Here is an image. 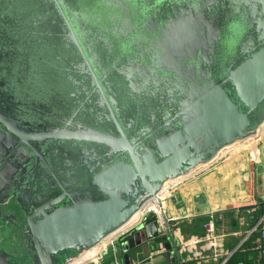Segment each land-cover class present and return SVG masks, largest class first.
<instances>
[{
    "label": "water",
    "instance_id": "obj_1",
    "mask_svg": "<svg viewBox=\"0 0 264 264\" xmlns=\"http://www.w3.org/2000/svg\"><path fill=\"white\" fill-rule=\"evenodd\" d=\"M2 1L0 23L18 13L28 20L19 10L25 5L44 21L55 63L47 68L40 38L5 46L9 28L0 25V93L13 102H1L11 114L0 112V264H68L80 258L127 226L168 181L247 141L264 120V0H181L176 20L164 19L173 6L159 0L154 8H162V27L151 24L160 20L151 17L157 13L149 4L148 21L140 13L142 28L138 21L129 34L119 23L122 49L100 40L115 36L114 27L106 25L128 9L123 0ZM140 29L153 30L160 42L140 46L143 39L133 40ZM131 56L135 68H117ZM63 60L71 67L62 66ZM29 68L36 73L35 88H23L14 77ZM77 71L86 78L77 82ZM62 73L76 81L66 82L67 89L59 82ZM110 77L119 82L110 87ZM78 86L96 88L115 129L34 125L47 117L46 108L52 109L55 100H65ZM112 93L128 107L117 111ZM59 142L98 151L92 157L98 169L72 168L81 163L71 162L67 151L60 153ZM129 237L128 248L151 242L170 251L175 245L170 224L161 225L153 212ZM18 248L29 261L18 256ZM171 258L180 264L177 251ZM124 260L128 263L127 256Z\"/></svg>",
    "mask_w": 264,
    "mask_h": 264
},
{
    "label": "crops",
    "instance_id": "obj_2",
    "mask_svg": "<svg viewBox=\"0 0 264 264\" xmlns=\"http://www.w3.org/2000/svg\"><path fill=\"white\" fill-rule=\"evenodd\" d=\"M253 137V146H247L245 141L226 147L211 162L164 184L163 212L171 220L169 224L175 239L170 251H166L162 243L153 245L151 242L128 248L127 240L132 231L126 240L108 247L99 264L105 262V257L112 258V264H178L171 258L175 251L180 264H215L212 250L201 240L203 224L207 221L213 223L219 236L218 253L233 251L264 212V120ZM248 140L253 142L251 138ZM250 205L256 207L239 211L240 207ZM254 233L257 231L251 233L242 243L241 251L234 254L238 261L255 257L264 264L263 256L249 249L258 236ZM181 241L191 248H181Z\"/></svg>",
    "mask_w": 264,
    "mask_h": 264
},
{
    "label": "flooded vegetation",
    "instance_id": "obj_3",
    "mask_svg": "<svg viewBox=\"0 0 264 264\" xmlns=\"http://www.w3.org/2000/svg\"><path fill=\"white\" fill-rule=\"evenodd\" d=\"M123 1L126 2L125 4L128 5V7H127L128 9L123 11V12H126V15H125V13L123 15V12L119 15V17H117V15H113V21L114 22L110 21L106 25V26H108V24H109V25H112L114 27L115 36L112 38H102L100 40V41H106L107 40L110 43L112 41L111 44H113L114 46L117 44L118 48L120 46L121 49L123 48V45H119V44L123 43V40H124L123 37L124 36L121 33L122 29H120L121 27L119 26V23H122L123 28L125 27V29L126 28L128 29L129 34L134 33L135 28H137L138 21L140 22L141 19L143 18L140 15L141 12L144 13V18H145V20L148 21L149 18L146 16L145 12L147 11L149 4H152V6L154 5L153 7H151L152 9H150L149 11L157 13V15L151 16V17H153V18L159 17V20H160L157 22L156 25H155V20H154L153 21L154 23H151V24H154L153 27L156 29H159V27H162V22L164 21V20L160 19L161 15H158L160 12H162V10H161L162 8H160V12H157L156 9L154 8L155 5L157 3H159V0H123ZM180 1L181 0H162L161 3L165 2L164 7H167L168 5L173 6L170 9L169 8L166 9L167 11H170L171 14H167L166 17L164 16V19H167L169 17H172L174 20L177 19L176 14L179 11V9L177 8V5L180 3ZM0 2L2 3L3 1L0 0ZM12 3H16V2L13 1ZM12 6L16 7V9H17V6H15L13 4H12ZM153 8L155 11H153ZM196 8L197 7H195V9ZM19 10L23 11L27 16L29 15V19L28 20L24 19L23 16L18 13L16 15H13L10 18L11 21L8 20L6 23H3V22L0 23V25H2L4 28H9V31L4 32V39L5 40H3L4 41L3 44L5 46H9V45H12L14 42H24V41L26 42V40L29 41L31 39V36L33 38L32 43H34L35 38H40L39 39L40 43L46 45L44 47L45 53H43V54L46 55V58L48 61L47 62L48 63L47 68L53 69L54 63H55V60L53 57V43L51 45H47V43H49L48 40H50V38H48L49 36H47V33L42 30L41 24H43L44 21H39L37 13L33 12L32 8L28 5H25L22 10L21 9H19ZM226 15H227V12H226ZM137 17H139L140 19ZM47 19H48V17H47ZM101 22H102V19H101ZM111 23H113V24H111ZM163 23H165V22H163ZM143 26H144V24H142L140 22V27L142 28ZM16 27L19 28V30L15 29ZM138 32L139 33H137L133 36V38H134L133 40L139 41L140 39H143L139 44L140 46L144 45L143 43H145L146 46H148L150 43L156 44V43L160 42L159 34H154L153 30H152V32H147V31L142 32V30L140 29ZM103 39H105V40H103ZM96 40L98 41V37L96 38ZM131 40H132V35H131L130 41ZM38 43L39 42L37 41V44ZM94 53H96V51ZM97 54H99V53H97ZM133 56H131L132 58L128 60L129 62L120 61L121 63H118L119 67L117 66V68H121V67H127V69L135 68V65L137 63L135 64V60H132V59H135V57H133ZM43 58L44 57H42V60H43ZM67 61L63 60L62 66L68 65V67H71V62H67ZM136 61H138V60H136ZM62 68H63V71L65 72V70H64L65 67H62ZM68 71H73V70L70 69ZM67 73L70 74V72H67ZM77 73H78V75H75L76 78H78L76 80L77 82H80L86 78L85 76L80 74V71H77ZM64 76H65V74L63 75V73L61 76H59L60 79L62 80V81L59 80V82L62 84V86H61L62 88H66V89L69 88V86L66 84V82L70 85L72 83L76 82V81L74 82L72 80L71 81L67 80L64 78ZM107 82H108V85L110 87H112V85H114L115 83H118L119 81L110 77L107 80ZM156 82H158V80ZM73 89L74 88H71V92L69 93L68 98H65V100H63V101L55 100L56 102L54 103V106L52 109H50L49 107L46 108L45 114H47V117H40V120L42 121V123H38L41 121L33 122L34 125H36V126L48 125L47 127L43 126L41 129H43V128L44 129L45 128H47V129H54V128H56V129H64V128L68 129V128H72L73 129L75 127L96 128L99 131H103V130H105V128L115 129V127L110 126V124L107 121V118L110 119V116H109L108 110L106 108V105H104V103H102V101L100 100L99 93L97 91H95L96 88H87L86 86L84 88H80L78 86L75 90H73ZM56 90L58 91V95H60V88H56ZM4 93H3V95H4ZM11 100L12 99L7 98L5 95L3 97L2 94L0 93V112H5V113L10 112L9 114H11V110H7L5 107L3 108L1 106V102L2 103L7 102V103L12 105L13 102ZM111 100L115 103V106H116L115 108L117 109V111L119 108L124 109V108L128 107L125 100L119 98L118 95H115L112 93ZM5 105H8V104H5ZM17 105H20V103L18 101H17ZM4 109L7 111H5ZM42 114H44L43 111H42ZM104 119H106L108 125H102V121ZM128 119H131L130 116L128 117ZM143 127L147 130L150 127V125H146ZM103 132H105V131H103ZM135 133H137V131ZM52 145L55 148V144H52ZM58 146L62 148V149L58 150L60 153L66 154L68 152L67 154L69 155V160L71 162H73L75 164L81 163L79 166H73L72 165V168L77 169V167H79V168H83L87 171L90 170V168H92V167H96V169H98V161L92 160V157L98 156V151L91 149L92 147H88V145H86V144H84L83 146L80 145V147H79L78 144L66 143V142H62V143H60V145L58 144ZM54 148H53V152L55 151ZM91 154H94V155L90 156ZM66 166L68 168H71L68 165H66Z\"/></svg>",
    "mask_w": 264,
    "mask_h": 264
},
{
    "label": "built area",
    "instance_id": "obj_4",
    "mask_svg": "<svg viewBox=\"0 0 264 264\" xmlns=\"http://www.w3.org/2000/svg\"><path fill=\"white\" fill-rule=\"evenodd\" d=\"M165 191V189H162V191L158 195V198H154L146 203L144 207H142V209L138 212L136 217L132 219V221L129 222L127 226L110 235L97 247L84 253L80 258L73 260L68 264H90L93 262H99L105 255L107 248L112 247L115 243L120 242L122 237L130 234L133 229L141 222L143 217L149 212H153L156 214L161 225H163L164 222L170 223L171 220L167 219L163 212L162 202L164 200ZM203 230L204 232L201 240L203 242L205 241V243H207L209 248L212 250L211 258L214 260L215 264H225L232 256V254L241 251L242 243H244L248 239L250 234L254 231H257L258 236L253 243V246H251L249 249L251 251L257 252L259 255L264 257V212L261 214L255 227L252 230L245 232L246 235H244L245 237L242 239L241 243L238 244L236 248L231 252H226L223 254L218 253L217 240L219 236L215 233L214 225L211 221H207L203 224ZM194 243H197V241ZM182 247L185 248L184 250H188L189 248H191L190 246H187V244L184 245V242L181 241V248Z\"/></svg>",
    "mask_w": 264,
    "mask_h": 264
},
{
    "label": "rangeland",
    "instance_id": "obj_5",
    "mask_svg": "<svg viewBox=\"0 0 264 264\" xmlns=\"http://www.w3.org/2000/svg\"><path fill=\"white\" fill-rule=\"evenodd\" d=\"M10 69H15V66L13 65ZM12 73H15V72H12V71H10V74H12ZM50 75V72L49 71H47V72H45V73H43V76L44 77H47V76H49ZM14 77H16L17 78V81H18V83L23 87V88H35V86H36V73H35V71L32 69V68H29V70L28 69H26L25 71H22V70H20V72L19 73H17L16 72V74H15V76ZM253 138L254 137H251V139L253 140ZM249 140H247V142H248ZM251 142V141H250ZM8 224H5V226H7ZM6 230L7 229H9V228H5ZM1 244V243H0ZM117 245V244H116ZM107 253V252H106ZM105 253V254H106ZM18 256L19 257H21V259L23 260V261H29V258H28V256L25 254V251L22 249H19L18 248ZM70 254L71 253H66V254H62V255H60L59 257H58V259H59V261L60 262H62V261H64L67 257H69L70 256ZM30 256L31 257H33V252H31V254H30ZM96 264H99V262L98 263H96Z\"/></svg>",
    "mask_w": 264,
    "mask_h": 264
},
{
    "label": "trees",
    "instance_id": "obj_6",
    "mask_svg": "<svg viewBox=\"0 0 264 264\" xmlns=\"http://www.w3.org/2000/svg\"><path fill=\"white\" fill-rule=\"evenodd\" d=\"M253 235L257 236V233H254ZM124 239L126 240L127 236L121 238V240ZM104 261L105 262H102L103 264H112V258L105 257ZM225 264H262V261L255 257L252 258L243 257L241 261H238L237 256L233 254Z\"/></svg>",
    "mask_w": 264,
    "mask_h": 264
},
{
    "label": "bare ground",
    "instance_id": "obj_7",
    "mask_svg": "<svg viewBox=\"0 0 264 264\" xmlns=\"http://www.w3.org/2000/svg\"><path fill=\"white\" fill-rule=\"evenodd\" d=\"M253 144H254V140L252 143L250 141H248L247 146H249V145L253 146Z\"/></svg>",
    "mask_w": 264,
    "mask_h": 264
}]
</instances>
